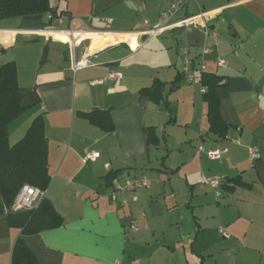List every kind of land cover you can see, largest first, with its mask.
<instances>
[{"label": "crops", "instance_id": "obj_1", "mask_svg": "<svg viewBox=\"0 0 264 264\" xmlns=\"http://www.w3.org/2000/svg\"><path fill=\"white\" fill-rule=\"evenodd\" d=\"M170 1L172 6L180 0H53L60 19L47 14L0 19V66L14 61L18 86L34 95L8 124V142L19 141L33 118L42 117L50 174L45 197L60 217L56 226L23 232L0 193V264H12L18 239L38 264H264V0L189 1L171 21L213 11L191 29L145 35ZM76 17L89 31L77 40L78 58L89 65L73 71L60 30ZM103 17L111 19L108 28ZM72 26L80 24L74 20ZM205 47L209 52L201 56ZM218 58L225 59V67L216 65ZM47 60L59 63L43 70ZM184 60L193 81L182 73ZM111 71L121 77L107 79ZM202 71L222 79L213 89L221 120L216 129L200 90ZM155 83L158 101L141 94ZM94 110L107 114L112 130L85 117ZM180 114L185 127L180 145L188 142L190 148L180 164L169 167L184 182V214L160 207L148 216L145 232H137L132 226L137 206H123L133 189L115 190L109 173L120 171L116 179L123 184L153 169L160 144L170 141L164 125L175 124ZM216 148L227 152L219 159L204 153ZM91 152L98 156L84 159ZM203 175L218 177V186L211 187Z\"/></svg>", "mask_w": 264, "mask_h": 264}, {"label": "trees", "instance_id": "obj_2", "mask_svg": "<svg viewBox=\"0 0 264 264\" xmlns=\"http://www.w3.org/2000/svg\"><path fill=\"white\" fill-rule=\"evenodd\" d=\"M48 13L51 14V17L57 18L62 15L57 11V7L53 5V0H0V19ZM200 81L202 86H205V91L202 94L208 106L207 117L209 123L213 129L219 128L221 120L213 89L222 82V79L213 73L202 71ZM141 94H150L155 98L154 100H161L159 86L156 83L151 87L143 88ZM24 96L25 90L17 84L14 61L10 60L1 64L0 193L8 207L23 184L47 189L50 182L47 166V143L40 115L33 118L24 136L19 141L14 144L8 142V124L27 109L23 102ZM84 115L91 123L99 125L104 130L110 131L113 129L105 112L94 110ZM146 131L149 135V142L153 143L154 135L151 127H147ZM118 172L120 171L109 173V183L117 178ZM9 215L10 217H17L18 222L15 224H18L23 232L38 231L42 228L56 226L60 222V217L57 216L52 203L46 197L41 200L35 209L19 212L9 211ZM12 264H38L21 239H18L15 243Z\"/></svg>", "mask_w": 264, "mask_h": 264}, {"label": "built area", "instance_id": "obj_3", "mask_svg": "<svg viewBox=\"0 0 264 264\" xmlns=\"http://www.w3.org/2000/svg\"><path fill=\"white\" fill-rule=\"evenodd\" d=\"M189 1H196V0H180L178 3H174L171 8L161 14V17L159 20L148 27L144 32L147 36L156 35L162 31H164L167 28H185V29H191L192 27H196L200 24L199 19L203 17H209L210 13L213 10L206 11V10H200V12L185 16L182 18H178L177 20L171 21V17L174 15V13L178 10L179 7H181L184 4H187ZM48 17H51V14H47ZM60 19V17L58 18ZM74 20H77L80 24L79 28H74L72 26V22ZM102 20L105 22V27L108 28L111 22L110 18L103 17ZM85 23L84 20L80 17L72 18L70 19V26L66 29H61L60 34L66 35V40L69 45V59H70V65L73 71L80 67H84L86 65H89V61L85 57L76 58V47H77V40L81 36L85 35L86 33H89L88 30L84 29ZM87 35V34H86ZM183 52L185 53L186 50L184 49ZM209 52L208 48H203L201 51V56ZM216 65L219 67H225L226 61L225 59L218 58L216 60ZM205 64L203 61L200 63V70H204ZM264 71V66H263ZM182 73L185 75V78L187 81H193L194 76L190 72V65L189 60H184L182 65ZM121 77V73L118 71H111L107 74L106 78L115 80ZM201 92L205 91V86H201ZM199 151H202L203 148L201 146L198 147ZM227 152L226 148H216V149H208L204 150V153L207 155L210 159H219L223 154ZM248 153L251 158H256L258 154L256 153L255 149L252 147L248 148ZM98 156L97 152H91L84 156V159H95V157ZM203 180H205L211 187H216L219 184V178L218 177H206L202 176ZM113 184L115 185V190H121L123 188H129V187H146L148 186V182L145 178H134V179H126L124 180L123 184H120L116 178L113 179ZM115 190H113L110 194L111 199L116 198ZM46 196V189H41L39 187L29 185V184H23L19 190L17 191L16 195L14 196L13 200L11 201L8 209L12 212H19V211H28L35 209L41 200ZM132 200H136V196L131 197ZM123 203H126L127 200L123 199ZM133 230H136V227H133ZM219 232L224 236L228 237L229 234L224 231L222 228H219Z\"/></svg>", "mask_w": 264, "mask_h": 264}, {"label": "rangeland", "instance_id": "obj_4", "mask_svg": "<svg viewBox=\"0 0 264 264\" xmlns=\"http://www.w3.org/2000/svg\"><path fill=\"white\" fill-rule=\"evenodd\" d=\"M170 6H171V1L169 7H167L168 10L170 9ZM165 36H167V34ZM40 40H42V38H40ZM30 45H37V43H30ZM43 49L44 48H42V52ZM79 53H80V47L77 46L76 58L79 57ZM67 59H69L68 50H67ZM58 63H51L50 60H47L42 64L41 68L45 70L47 67L56 66ZM182 120H183L182 115L180 114L175 124L165 123L164 125L165 132L166 134H170L171 142L168 141L167 146L164 144H160L161 148H159V150L156 151L158 157L156 160L153 161L152 164L154 168L153 169L147 168L145 170H142V172L144 173L139 174L138 179H140L141 176H143L146 180H148V186L144 188L136 187L133 190H131L130 196L126 197L129 200L128 203L123 204L124 207H126L127 204L129 205L135 204L137 206L135 215H133V223H132V226L136 227L137 232L144 231L147 221L149 220L148 216L150 214L158 213L160 207H162L165 211H168L169 208L172 207L174 213L180 212L182 215L184 214V196L181 195L183 189H185L184 182L180 177L177 176L176 173H172L169 167L171 166L173 168L177 166V164H180V162L182 161V156H184L185 154V150L190 148V144L188 142L185 143L183 142L180 145V142L183 139V133L185 131V127L182 125V123H180ZM202 124L203 126H206L204 117L202 118ZM194 142H195L194 143L195 147L193 150L196 152L197 146L198 144H200V142H198L197 139H195ZM185 145H187V148L184 147ZM164 154H167L165 158L166 165H161L160 159L161 156H163ZM132 195L136 196L137 201H130V197ZM193 205L196 206V202H193ZM195 208H197L198 210L197 206ZM125 211L126 213L130 212L129 209H125ZM125 219H128V216H126ZM185 228L186 227L183 226V230H185ZM187 228H188V223H187ZM150 233L151 230L149 231L147 237H148V241L152 243L153 237L152 234ZM142 245H143L142 248H146V243Z\"/></svg>", "mask_w": 264, "mask_h": 264}, {"label": "water", "instance_id": "obj_5", "mask_svg": "<svg viewBox=\"0 0 264 264\" xmlns=\"http://www.w3.org/2000/svg\"><path fill=\"white\" fill-rule=\"evenodd\" d=\"M46 56H47V47H45L43 49V52H42V59L40 62L44 61L46 59ZM34 98V95L31 91H28L26 93V95L24 96V105L25 106H28L29 103L31 102V100Z\"/></svg>", "mask_w": 264, "mask_h": 264}]
</instances>
